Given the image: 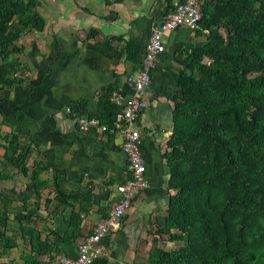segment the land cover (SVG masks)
I'll list each match as a JSON object with an SVG mask.
<instances>
[{"label":"crops","instance_id":"1","mask_svg":"<svg viewBox=\"0 0 264 264\" xmlns=\"http://www.w3.org/2000/svg\"><path fill=\"white\" fill-rule=\"evenodd\" d=\"M178 1L171 0L172 6ZM53 2L38 7L45 19L44 29L25 33L17 41L24 48L22 53L2 61L7 50L0 45V65L19 62L25 72L19 75L23 78L20 83L0 85L1 134L19 131L20 144H30L26 161L29 174L37 160L45 165L38 176L45 184L38 200L24 190L29 177L6 161L0 162V171L6 175L0 182V192L9 198L4 209L11 218L8 227L14 223V230L8 233L17 243L2 256L0 264H23V256L41 262H48L46 255L75 258L80 241L108 215L118 198L116 186L128 178L126 156L120 149L121 134L102 133L95 127L80 133L66 107L76 105L84 113L81 115L94 117L107 89L119 90L124 98L131 96L126 77L141 68L151 28L167 6L165 0ZM164 41L166 49L150 69L147 107L136 120L148 186L133 199L121 228L100 241L103 255L93 264L146 260V245L151 242L156 223L162 225L166 215L170 192L164 152L173 113L164 93L174 88L182 69L183 56L178 50L194 41L193 31L178 28L166 33ZM125 42L137 57L125 50ZM159 76L164 79L155 84L154 78ZM3 151L0 149L1 155ZM24 202L27 210L22 209ZM71 212L78 213V226L68 223ZM25 215H31L29 225L39 232V241H45L46 246L37 242L32 249L30 237H20L17 225Z\"/></svg>","mask_w":264,"mask_h":264},{"label":"trees","instance_id":"2","mask_svg":"<svg viewBox=\"0 0 264 264\" xmlns=\"http://www.w3.org/2000/svg\"><path fill=\"white\" fill-rule=\"evenodd\" d=\"M165 1L166 13L173 6ZM42 5V0H0V45L7 50L2 61L23 52L17 44L21 36L44 29L38 10ZM192 31L194 41L178 50L182 69L174 88L164 93L173 113L164 152L170 194L146 262L264 264V0H204L202 17ZM123 46L138 56L128 43ZM14 64L0 65V85L21 82L19 75L25 72L19 62ZM111 89L102 94L94 114L108 128L117 114L109 99ZM66 108L74 117L84 114L76 105ZM18 133L3 136L0 128V162L28 176L24 190L39 200L45 184L38 176L45 165L37 160L28 173L31 146L21 145ZM5 176L0 171V182ZM8 200L0 192V259L17 244L8 233L13 231L4 210ZM22 206L28 209L26 202ZM31 221V215L19 219L20 237H30L32 249L37 242L46 246ZM80 221L78 213H70V225ZM165 236L174 248L160 250L158 241ZM24 257L23 264H50Z\"/></svg>","mask_w":264,"mask_h":264},{"label":"built area","instance_id":"3","mask_svg":"<svg viewBox=\"0 0 264 264\" xmlns=\"http://www.w3.org/2000/svg\"><path fill=\"white\" fill-rule=\"evenodd\" d=\"M204 0H184L175 3L173 9L168 10L151 28L142 58L141 68L126 77L131 88V96L124 98L119 90H113L110 101L117 106L113 128L101 124L98 118L87 115L75 116L80 133H88L92 128L100 132L109 131L120 133V149L127 160L128 178L117 186L118 201L109 211L108 216L97 221L92 234L83 238L77 247V257L72 258L63 254L46 255V261L57 264H93L95 259L103 255L99 246L100 241L109 232L119 229L122 216L128 211L133 199L147 186L142 173L145 171L144 160L140 151V132L135 128L138 115L147 107L145 91L151 83L150 69L159 55L165 51L164 35L178 28H197L202 17ZM67 112L70 109L67 108Z\"/></svg>","mask_w":264,"mask_h":264},{"label":"rangeland","instance_id":"4","mask_svg":"<svg viewBox=\"0 0 264 264\" xmlns=\"http://www.w3.org/2000/svg\"><path fill=\"white\" fill-rule=\"evenodd\" d=\"M43 1V3H44V5H42L41 7H43V6H45V5H50V2L51 3H54L53 2V0H42ZM63 3V0H60V4H62ZM48 7H50V6H48ZM50 10V8L48 9V14H50L51 12L49 11ZM42 12H44L43 10H42ZM50 16H48V18H49ZM148 41V40H147ZM147 43V42H146ZM155 79V84H159L160 83V81L159 80H163L164 78L163 77H161V76H159V77H155L154 78ZM29 181V180H28ZM118 199H119V196H118V198H117V200L114 202V204H113V206L115 205V203L118 201ZM23 200L22 199H20V202H22ZM113 206H112V208H113ZM131 206H132V203L130 204V207H129V209H128V211L131 209ZM111 208V209H112ZM127 211V212H128ZM126 212V213H127ZM125 213V214H126ZM125 214L122 216V218H121V220H120V223H119V227L121 228V226H122V220H123V217L125 216ZM11 224H14V223H10V229L11 230H14V226H12ZM95 226H96V224L93 226V228H92V230H91V232L90 233H88L89 235L90 234H92V232L94 231V229H95ZM119 228V229H120ZM119 229H117V230H119ZM116 231V230H115ZM113 232V231H112ZM147 237V236H146ZM163 239H165L164 241H162V242H160V240L158 241V246H159V248H160V250L161 249H163L164 247L166 248V249H171V248H174L175 246H176V244H174L173 242H170V241H168V239H167V236H165V237H163ZM149 246H150V243L149 244H147L146 245V250L149 248ZM160 250H158V251H160ZM145 259H146V257H144ZM136 264H148L147 262H146V260H140L138 263H136Z\"/></svg>","mask_w":264,"mask_h":264},{"label":"bare ground","instance_id":"5","mask_svg":"<svg viewBox=\"0 0 264 264\" xmlns=\"http://www.w3.org/2000/svg\"><path fill=\"white\" fill-rule=\"evenodd\" d=\"M135 128L139 131V129L136 127V124H135ZM139 132H140V131H139ZM139 143H140V142H139ZM142 175H143V177H144V180L146 181V179H145V171L142 173ZM146 183H147V181H146ZM119 185H120V184H119ZM117 186H118V185H117ZM117 186H116V192H117ZM147 186H148V183H147ZM147 186H146V187H147ZM146 187H145V188H146ZM145 188H144V189H145ZM144 189H142L140 192H142Z\"/></svg>","mask_w":264,"mask_h":264},{"label":"clouds","instance_id":"6","mask_svg":"<svg viewBox=\"0 0 264 264\" xmlns=\"http://www.w3.org/2000/svg\"><path fill=\"white\" fill-rule=\"evenodd\" d=\"M140 151H141V150H140ZM141 155H142V154H141ZM142 158H143V157H142ZM144 164H145V163H144ZM145 169H146V167H145ZM97 259H98V258H97ZM52 262H53V261H52ZM94 262H95V261H94ZM94 262H93V263H94ZM53 263H54V262H53Z\"/></svg>","mask_w":264,"mask_h":264}]
</instances>
